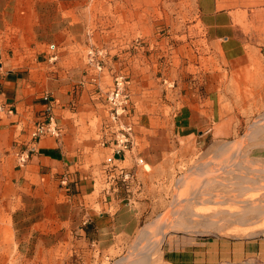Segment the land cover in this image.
<instances>
[{
  "label": "crops",
  "instance_id": "crops-1",
  "mask_svg": "<svg viewBox=\"0 0 264 264\" xmlns=\"http://www.w3.org/2000/svg\"><path fill=\"white\" fill-rule=\"evenodd\" d=\"M85 4L0 0V100L5 106L0 153L10 157L18 189L11 213L17 243L32 242L34 252L41 253L73 246V253L96 263L129 245L143 219L135 190L112 181L106 163L111 149L101 143L114 72L128 75L134 104L137 142L116 158L127 169L142 163L157 167L167 155L194 153L198 142L227 129V118L219 96L199 94L194 83L183 94L171 74H159L158 56L167 50L165 37L157 33V7L143 8L154 10L147 44L130 48L111 40L103 69L89 63L87 49L108 40L101 37L100 25H90ZM186 9L192 52L202 36L208 55L234 70L257 62L264 66V0H191ZM6 41L12 43L2 44ZM167 64L165 59L164 71ZM51 112L58 133L34 137L35 127ZM23 151L25 162L19 158ZM64 177L67 184L61 183ZM202 233L168 232L160 247L163 263L264 264V236Z\"/></svg>",
  "mask_w": 264,
  "mask_h": 264
},
{
  "label": "rangeland",
  "instance_id": "rangeland-1",
  "mask_svg": "<svg viewBox=\"0 0 264 264\" xmlns=\"http://www.w3.org/2000/svg\"><path fill=\"white\" fill-rule=\"evenodd\" d=\"M190 4L191 0H86L85 12L88 21L91 20L90 25L93 28L100 25L103 28L101 37L108 40L98 47L108 49L109 42L113 40L115 44H129L133 48L137 44H147L154 27L150 25L154 19V10L143 8L145 5L157 7V33L158 36L165 37L163 49L167 50V53L158 56L157 63L161 68L159 74H171L173 81L182 86L183 94L186 93L187 85L194 83L191 87L196 88L195 91L199 94L219 96L222 114L227 118L223 121L227 129L198 142L194 153L167 155L157 167L142 163L139 169H132V181L119 182L135 190L137 202L143 212L142 225L132 242L123 250L112 252L110 259L104 256L101 262L96 263L73 253V246L41 253L34 252L32 242L17 243L12 231L11 213L18 189L14 180H11V159L0 153V264H123L119 262L121 258L135 252V249L137 252L139 248L147 246L149 239L141 235L144 229L149 230L151 240L160 237L157 234L158 221L161 225L165 224L164 237L168 232H208L201 227L203 217L207 216L220 220L223 227L219 231L213 229L209 231L212 233H202L207 236H264V212L260 215L249 214L246 223L222 219L224 216L229 217V212H237L243 208L242 202L238 200L246 195L238 196L241 192L238 184L240 178L236 177L238 174H249L262 180L264 184V172L257 174L255 171H248L252 167H264V130L257 139L251 133L255 122H264V66L257 62L243 70H234L217 55H208L209 44L202 36L195 41L192 52L185 34L186 23L189 21L186 8ZM10 43L12 42H2ZM165 59L168 64L164 71L162 68ZM226 144L228 149L219 152V148ZM225 161L230 162L226 163L230 169L235 170L234 173L224 172L222 163ZM213 174L223 181L206 182ZM194 190H201L203 193L198 196L199 199H190ZM210 193L214 194L212 199ZM222 209L228 213H217ZM190 210L197 215L184 214ZM181 221H185V225H198V229L185 227L180 224ZM162 241L151 253L149 264H164L160 257Z\"/></svg>",
  "mask_w": 264,
  "mask_h": 264
},
{
  "label": "built area",
  "instance_id": "built-area-1",
  "mask_svg": "<svg viewBox=\"0 0 264 264\" xmlns=\"http://www.w3.org/2000/svg\"><path fill=\"white\" fill-rule=\"evenodd\" d=\"M51 48L54 51L51 54L52 59L57 58L56 44L52 43ZM105 48H95L93 46L87 49V58L89 63H93L98 70H102L106 65L103 58ZM49 93L45 94V98ZM105 104L108 110V116L103 123L102 143L109 146L111 153L106 157L109 175L115 183H129L134 178V172L116 162L117 154L131 150L137 142L136 119L134 104L131 96L130 79L128 75L120 70L113 74L112 83L106 90ZM5 106L0 100V116ZM51 107H49L50 109ZM58 133L54 114L49 113V120L38 124L34 131V137H39L45 133ZM28 153H20V160L25 162ZM62 184H67L66 177L62 178Z\"/></svg>",
  "mask_w": 264,
  "mask_h": 264
},
{
  "label": "bare ground",
  "instance_id": "bare-ground-1",
  "mask_svg": "<svg viewBox=\"0 0 264 264\" xmlns=\"http://www.w3.org/2000/svg\"><path fill=\"white\" fill-rule=\"evenodd\" d=\"M253 126H254V128H252L253 132H251V133H252L253 138L257 139L260 136H262L261 135V131L264 130V122L262 124H259L258 122H255ZM227 145L228 144L221 146L219 148V152H223L226 149H228ZM226 162L227 161L222 163V165H223L222 168L224 167L223 169H225L224 172L234 173L235 170L230 169L229 165L227 164V163H230V162H227V163ZM230 166H232V165L230 164ZM251 170L255 171L257 174H261V173L264 172V167H261V168H253L252 167V168L248 169V171H251ZM236 177L240 178V179H238V180H240V181H238V184L241 187V192L239 193L238 196L246 195V196H244L245 198L238 200V201L242 202V204H243L242 205L243 206L242 210L237 211V212L236 211L235 212L231 211V212L228 213V211L222 209V210H219L217 213H224V214L228 213L229 214V217H227L228 216V214H227V216H226L227 218H225V216H224L222 218L223 220H227V221L229 220V222L230 221H236V222H239V223H246L249 220V218H248L249 214L260 215V214H263V212H264V203H263L264 202V184L262 183V180H258V178L254 177V176H251L249 174H246V175L238 174ZM209 180H222L223 181V179H218L216 177V175H214V176L211 175V177H208L206 182H209ZM245 182H247L248 184H245ZM202 191H204V190H202ZM201 193H202L201 190H194L192 192V196H191L190 199H192V198L194 199L195 197H198ZM224 193H226V192H224ZM210 194H211L210 199H212L214 197V194L213 193H210ZM198 199H199V197H198ZM210 199H209V201L212 202ZM226 199H229V198H226ZM186 213L189 214V215L190 214L191 215H197L195 212H193L191 210L184 212V214H186ZM202 221L203 222L201 224V227H204L205 230H207L208 232L213 230V229H217L219 231V229L223 228L221 226L222 222L220 223L219 222L220 220L215 219L213 216L203 217ZM180 224L184 225L185 227H193V228L195 227V228L198 229V225H189V224L185 225L186 224L185 221H181ZM157 225H158L157 226V234L160 236L159 238H153L151 240V238L149 237V230L147 228L144 229L141 235H142V237L144 236V237L149 239V242H148L147 246H145V248H143V249L139 248V250H137V252H136V249H135V252L131 253L128 256H124L123 258H121L119 260V262H121L123 264H149V258H150L151 253L153 251H155L160 246V243H161V241H162V239L164 237V234H165V224L161 225V224H159V221H158ZM203 232H204V230H203Z\"/></svg>",
  "mask_w": 264,
  "mask_h": 264
}]
</instances>
